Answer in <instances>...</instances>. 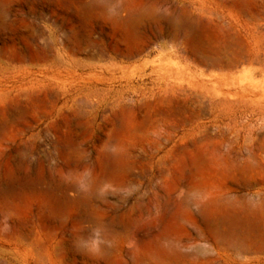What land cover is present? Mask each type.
<instances>
[{
	"label": "rangeland",
	"instance_id": "obj_1",
	"mask_svg": "<svg viewBox=\"0 0 264 264\" xmlns=\"http://www.w3.org/2000/svg\"><path fill=\"white\" fill-rule=\"evenodd\" d=\"M237 1L0 0V264H196L229 226L264 242V74L238 60L264 0Z\"/></svg>",
	"mask_w": 264,
	"mask_h": 264
},
{
	"label": "bare ground",
	"instance_id": "obj_2",
	"mask_svg": "<svg viewBox=\"0 0 264 264\" xmlns=\"http://www.w3.org/2000/svg\"><path fill=\"white\" fill-rule=\"evenodd\" d=\"M236 2H238L237 0H236ZM240 2V1H239ZM245 7V6H244ZM257 8V7H256ZM245 10V9H244ZM224 13V12H223ZM256 13V12H255ZM254 13V14H255ZM246 15H247V13H246ZM134 16V15H133ZM226 16V15H225ZM135 17V16H134ZM133 17V19L134 20H137L136 18H134ZM260 18V17H259ZM252 19V18H251ZM134 20H133V23H134ZM235 20V19H234ZM225 21H228V20H225ZM224 21V22H225ZM236 22V21H235ZM230 23V22H229ZM234 23V22H233ZM129 24H131V23H129ZM134 24H136V23H134ZM133 24V25H134ZM261 24V23H260ZM225 25H227V22H226V24ZM264 25V24H263ZM228 26V25H227ZM226 26V27H227ZM259 26V25H258ZM264 27V26H263ZM227 28H229V26L227 27ZM231 28V27H230ZM230 28L228 29V30H230ZM234 28V27H233ZM232 28V29H233ZM242 28H243V25H242ZM244 30V29H243ZM263 30V29H262ZM262 30L260 31V29L259 28H257L256 27V29L253 31V32H251L250 30H247L246 31V33H247V38H246V45H247V51H246V53L244 54V55H242V53H241V58H238V60H242V62H246V63H248V64H250L251 66H256L255 67V72H257V73H262V74H264V33L262 32ZM234 31V30H233ZM232 34V33H231ZM229 35V34H228ZM232 36V35H231ZM232 38H234V36H232ZM235 38H236V36H235ZM238 39V38H237ZM240 39V38H239ZM235 41H236V39H235ZM228 42V41H227ZM226 42V43H227ZM237 42V41H236ZM235 42V43H236ZM239 42H240V40H239ZM242 42H244V41H242L241 40V42H240V44H244V43H242ZM232 43V42H231ZM233 43H234V41H233ZM237 44V43H236ZM239 44V43H238ZM228 45V44H227ZM235 45V44H234ZM226 46V45H225ZM238 46V45H237ZM240 46V45H239ZM227 47V46H226ZM236 47V46H235ZM241 47V46H240ZM231 49V48H230ZM242 49V48H241ZM218 51V50H217ZM44 52H46V51H44ZM235 53H236V50H235ZM231 54V53H230ZM218 55V54H217ZM225 58V57H224ZM209 59V58H208ZM232 59V58H231ZM230 59V60H231ZM203 60V59H202ZM236 60V59H235ZM237 62V61H236ZM235 62V63H236ZM233 64H235L234 63V61L232 62ZM233 64H230V67H231V65L233 66ZM245 64V63H244ZM210 65V64H209ZM226 65H228V63L226 64ZM216 67V66H215ZM234 67L236 68V66L234 65ZM232 69H234V68H232ZM237 93H235V95H236ZM236 96H239L240 98H241V100L242 99H244L245 101H253L254 99H253V94L252 93H250V92H248V91H246V89L245 90H243V92L240 94V95H236ZM257 99V98H256ZM253 105V104H252ZM244 111V110H243ZM255 112V111H254ZM241 115H243V113L241 114ZM249 119V118H248ZM231 124V123H230ZM247 129V128H246ZM248 140L246 139V142L245 143H248L247 142ZM251 142H252V140H251ZM230 143V142H229ZM232 144H233V141H232ZM231 143L229 144V145H232ZM262 144H263V142H262ZM261 144V145H262ZM249 146V145H248ZM233 147H234V144H233ZM253 148V147H252ZM263 148H264V144H263ZM230 149V148H229ZM236 149V148H235ZM264 150V149H263ZM254 151H255V148H254ZM251 156H252V154H251ZM113 159V158H112ZM106 160H107V158H106ZM248 160V159H247ZM110 161V160H109ZM108 161V162H109ZM107 162V161H106ZM112 162V161H111ZM110 163V162H109ZM243 163V162H242ZM239 164V163H238ZM245 164H246V162H245ZM108 165H110V164H108ZM128 165V164H127ZM250 165V168L252 167V165L251 164H249ZM111 166V165H110ZM238 166H240V165H238ZM242 166V165H241ZM106 167H107V165H106ZM242 169H243V166L241 167ZM246 168H247V165H246ZM248 168H249V166H248ZM247 168V169H248ZM114 169V168H113ZM237 169H238V167H237ZM246 169V170H247ZM253 169H254V167H253ZM131 170V169H130ZM250 170V169H249ZM249 170H247V171H249ZM113 171V170H112ZM126 171V170H125ZM242 171V170H241ZM253 171V170H252ZM251 171V172H252ZM254 171H255V169H254ZM253 171V172H254ZM243 172V171H242ZM110 173V172H109ZM108 173V174H109ZM112 173V172H111ZM127 173H129V172H127ZM106 174V173H105ZM247 174V172L244 174V175H246ZM103 176V175H102ZM106 176V175H105ZM108 176V175H107ZM8 179V178H7ZM10 179V178H9ZM11 179H12V177H11ZM13 180V179H12ZM15 180V179H14ZM13 180V181H14ZM8 181V180H7ZM11 181V180H10ZM29 182V181H28ZM6 183V182H5ZM252 183H254V182H252ZM9 184V183H8ZM12 184H14V183H12ZM15 184H16V182H15ZM250 184V183H249ZM25 185V184H24ZM9 186V185H8ZM13 186V185H12ZM21 186V185H20ZM248 186V185H247ZM250 186H252V185H250ZM253 186H254V184H253ZM252 186V187H253ZM256 187H259L257 184L255 185ZM254 186V188L256 189V187ZM261 187L259 188V189H257L258 191H257V193L260 195V194H262V191L264 192V184H261L260 185ZM23 187V186H22ZM34 187V186H33ZM251 187V188H252ZM9 188V187H8ZM15 188V187H14ZM254 188H252V189H254ZM248 189H249V186H248ZM8 190V189H7ZM21 190V189H20ZM29 190V189H28ZM12 191V190H11ZM13 192V191H12ZM15 192V191H14ZM264 194V193H263ZM262 194V195H263ZM16 195H18V194H16ZM261 195V196H262ZM5 196V195H4ZM254 197V196H253ZM258 197V199L259 198H261L260 196H257ZM263 197V196H262ZM6 198H8V197H6ZM10 198V197H9ZM3 199V198H2ZM69 199V198H68ZM59 200V199H58ZM263 200H264V198H263ZM64 201V200H63ZM59 202H61V199L58 201V203ZM197 203H199L198 201H196ZM226 202V201H225ZM231 202V201H230ZM55 203H56V201H55ZM57 203V204H58ZM66 203H68L67 201H66ZM226 203H228V202H226ZM5 204V203H4ZM60 204V203H59ZM58 204V205H59ZM69 204V203H68ZM223 204V203H222ZM233 203L231 202L230 203V205H232ZM253 204V203H252ZM224 205H226V204H224ZM224 205H222V206H224ZM229 205V206H230ZM199 205H197L196 207H198ZM207 209V208H206ZM211 209H213V207L211 208ZM211 209H207V211L208 210H210L211 211ZM218 209H219V207H218ZM222 209H223V207H222ZM229 209V208H228ZM217 210V209H216ZM206 211V212H207ZM223 211V210H222ZM237 211H238V209H237ZM204 212V211H203ZM213 213V212H212ZM212 213L210 214L211 216H212ZM223 213V212H222ZM231 213H232V211H231ZM233 214V213H232ZM205 215H207V214H204L203 215V213H202V216H204V217H207L208 218V215L207 216H205ZM209 215V216H210ZM216 214H214V216H215ZM218 215V214H217ZM234 215V214H233ZM201 216V217H202ZM235 216H236V214H235ZM237 216H239V215H237ZM221 217V216H220ZM225 217V216H224ZM223 217V218H224ZM203 218V217H202ZM216 218V217H215ZM226 219H227V216L225 217ZM229 218V217H228ZM205 219V218H204ZM213 219V218H212ZM223 220L222 222H225L224 220L225 219H222V218H219V220ZM234 219V218H233ZM235 219H237V217H235ZM234 219V220H235ZM215 221H216V219H214ZM213 220V221H214ZM219 220H217V221H219ZM228 221L230 220V219H227ZM253 220V219H252ZM258 220V219H257ZM205 221H206V219H205ZM241 221H243V220H241ZM249 221V220H248ZM221 222V223H222ZM239 222V221H238ZM207 223H210V222H208L207 221ZM220 223V222H219ZM231 223V222H230ZM211 224L212 223H210V226H211ZM224 224V223H223ZM240 224H243V223H238V227H239V225ZM244 224H246V223H244ZM259 224V223H258ZM263 224V223H262ZM252 225V224H251ZM256 226H258V228H259V225H257V222H256V224H255ZM221 226V225H220ZM227 226H229V224H227L226 225V227ZM242 226V225H241ZM245 225H243V227H244ZM262 226V225H261ZM253 227H254V224H253ZM264 227V226H263ZM240 228V227H239ZM242 228V227H241ZM245 228H246V226H245ZM244 228V229H245ZM247 228H248V226H247ZM246 228V229H247ZM252 228V227H251ZM250 228V229H251ZM257 228V227H256ZM262 228V227H261ZM205 229H207V228H205ZM245 229V230H246ZM254 229H255V227H254ZM263 229L264 228H262V231H263ZM247 230H249V229H247ZM246 230V231H247ZM253 229H251L250 231H249V233L250 232H253L252 231ZM207 231V230H206ZM222 232V231H221ZM220 231L219 232H217V234H219V238H215L214 239V241H213V248H212V250H213V252L215 253V255H216V257H214V258H209V259H207L206 261L205 260H201V261H197V263L196 264H217V262H219V261H222L221 262V264H253L252 263V261H249V262H245V263H241V262H238L235 258H234V255L235 254H238L237 256H239V255H249V254H261V253H264V242L263 241H257V240H251L252 239V236H250L251 237V239L250 240H247V239H244V237H245V235H242V236H244L243 237V239H241V238H238L237 239V235H239V234H237V229L235 228V227H232V226H229V229H225L224 231H223V234L221 233ZM255 232V231H254ZM258 232V231H257ZM260 232V231H259ZM197 233V232H196ZM199 233V232H198ZM209 233V232H208ZM221 233V234H220ZM249 233H247V234H249ZM262 233V232H261ZM201 234V233H200ZM200 234H197V235H200ZM211 234V233H210ZM216 234V233H215ZM263 234V233H262ZM254 235L256 236V235H259L258 233H254ZM166 236V235H165ZM202 236H204V235H202ZM210 236V235H209ZM241 236V237H242ZM167 237V236H166ZM198 237H201V236H198ZM217 237H218V235H217ZM257 237V236H256ZM258 237H260V236H258ZM203 238V237H202ZM190 240V239H189ZM208 240H209V238H208ZM185 242H188V241H185ZM179 243V242H178ZM191 243V242H190ZM180 244V243H179ZM179 244H176V245H179ZM187 246H188V243L186 244V243H184V244H182L181 245V249L182 248H187ZM170 248V247H169ZM176 248V247H175ZM211 251V250H210ZM175 252V251H174ZM213 254V253H212ZM187 255V254H186ZM185 255V256H186ZM215 255H213V256H215ZM243 256H241L240 258H242ZM182 259V258H181ZM183 259H186V258H183ZM182 259V260H183ZM195 260V259H194ZM245 260V259H244ZM220 264V263H219Z\"/></svg>",
	"mask_w": 264,
	"mask_h": 264
}]
</instances>
